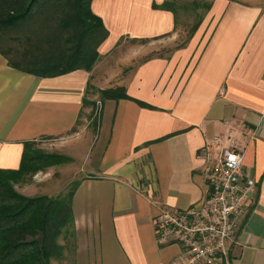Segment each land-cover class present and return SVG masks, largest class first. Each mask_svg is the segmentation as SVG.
Instances as JSON below:
<instances>
[{
  "label": "crops",
  "instance_id": "0c3cea01",
  "mask_svg": "<svg viewBox=\"0 0 264 264\" xmlns=\"http://www.w3.org/2000/svg\"><path fill=\"white\" fill-rule=\"evenodd\" d=\"M168 1L201 3L92 0L109 32L99 57L123 39L141 44L128 62L145 55L118 85L128 98L102 101L94 133L90 120L81 123L92 72L41 78L0 53V170H17L24 145L40 142L76 166L74 253L53 264H173L179 247L158 241L154 220L161 209L201 205L202 148L228 136L256 182L230 264H264V0H203V12L153 8ZM188 11L201 20L179 43L180 13Z\"/></svg>",
  "mask_w": 264,
  "mask_h": 264
},
{
  "label": "trees",
  "instance_id": "16d2710c",
  "mask_svg": "<svg viewBox=\"0 0 264 264\" xmlns=\"http://www.w3.org/2000/svg\"><path fill=\"white\" fill-rule=\"evenodd\" d=\"M91 3L92 0H0V53L11 68L41 78L77 70L90 72L99 58L98 48L109 36ZM207 7L180 1L153 5L172 13ZM200 20L201 17L193 25L191 34ZM87 94L88 91L83 106L89 104ZM101 94L103 100L128 98L122 88ZM31 145H24L17 170H0V264H53L74 253L71 203L77 184L58 197H28L15 189V185L37 173L68 162L60 154L32 151Z\"/></svg>",
  "mask_w": 264,
  "mask_h": 264
},
{
  "label": "built area",
  "instance_id": "2783aa9c",
  "mask_svg": "<svg viewBox=\"0 0 264 264\" xmlns=\"http://www.w3.org/2000/svg\"><path fill=\"white\" fill-rule=\"evenodd\" d=\"M243 156L234 137L209 141L200 154L206 198L196 208L159 211L154 220L158 241L179 247L173 264H230L229 244L256 193Z\"/></svg>",
  "mask_w": 264,
  "mask_h": 264
},
{
  "label": "rangeland",
  "instance_id": "374dc122",
  "mask_svg": "<svg viewBox=\"0 0 264 264\" xmlns=\"http://www.w3.org/2000/svg\"><path fill=\"white\" fill-rule=\"evenodd\" d=\"M187 1H192V0H187ZM195 1L201 3L204 2V4L208 3L207 1H203V0H195ZM203 10H201V12H203ZM198 13H200V11ZM193 14H195V12L188 11L186 13L183 12L180 13L179 36L177 39L179 43L182 42V40H184L186 33L190 29V26H193L196 22H198V18ZM160 41L163 42V40ZM133 45L140 46L141 44H139L138 41L135 43H131L130 41L124 39L121 40L118 48L116 50H113L108 57H101V58L99 57L90 71L94 74L92 81L94 86H92V88L89 86V92L86 96L87 103H89L87 104V106H89L90 115L86 114L88 110L86 109L85 110L86 112L81 117V123L86 124V121H88L87 123H89L90 120L91 122L88 128L93 133L96 124L98 122V113L100 111L99 108H101L100 105L103 101L101 92L102 91L115 92L116 89H120L118 85L120 86L123 76H128L129 74H131V72L135 69L138 63L141 60H143L145 56V55L140 57L137 56L136 58H133L134 60L132 61L130 60V62H128V59L131 57L130 48H132ZM144 45L147 47H154L152 44H148V43ZM135 50L134 53H136L135 55H137L139 49L137 51ZM154 52L155 51H150L147 54L154 55L155 54ZM127 64L129 66H127ZM66 137L68 138L70 137V135ZM52 147L53 146L51 145L49 146V143H45V142L33 143L31 145L32 151L43 152V153H46L47 151H52L53 149ZM75 168H76L75 164L71 162L66 164H61L59 166H56V168L48 171V176H46V178L44 172H39L33 177H31L29 180H27L25 183L15 185V189L20 194H29L31 196L49 194L48 196L58 197L60 195H64L70 191V189L75 185L77 181L78 175H74Z\"/></svg>",
  "mask_w": 264,
  "mask_h": 264
}]
</instances>
